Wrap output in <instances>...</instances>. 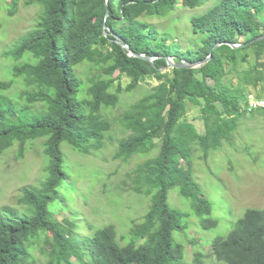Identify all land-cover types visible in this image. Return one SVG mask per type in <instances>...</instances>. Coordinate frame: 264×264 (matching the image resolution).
Masks as SVG:
<instances>
[{
	"label": "trees",
	"instance_id": "obj_1",
	"mask_svg": "<svg viewBox=\"0 0 264 264\" xmlns=\"http://www.w3.org/2000/svg\"><path fill=\"white\" fill-rule=\"evenodd\" d=\"M205 1H26V5L40 6L41 15L36 27L21 35L11 51L18 62L14 76L24 80L21 98L26 103L18 107L5 96L14 82L0 80V154L18 144L19 158H23L29 142L43 139L48 164L40 185L22 189L17 205L24 206V211L0 207V264H35V241L42 235L46 236L45 264H70L72 256L78 264H185L184 250L175 243L174 233L183 231L182 223L189 221V215L171 205L173 188L192 201L204 231L217 228L211 202L195 180L190 163L187 169L181 164L180 155L190 157L196 139L206 151L221 149L232 139L238 120L249 113L245 107L248 89L257 91L264 86V40L241 48L230 45L264 35V0H215L205 13L191 18L198 40L184 51L171 33H161L144 19L171 13L180 4L193 9ZM18 2L12 0L11 13ZM116 38L155 60L130 56ZM250 50L255 65L246 71L241 85L230 86L225 81L226 64L236 67L246 61ZM27 54L32 57L22 62ZM210 56L198 68H168L167 57L181 64L203 62ZM84 64L102 73L85 83L78 72ZM123 77L130 79L125 87L120 82ZM147 80H156L158 85L121 116L129 135L119 142L115 159L127 162L135 155L158 150L131 176L133 191L150 198L149 209L125 243L114 225L78 240L70 229L74 223L67 220V227L55 218L58 210H66L73 184L65 169L62 145L83 155L100 151L113 129L105 113L119 105L123 93L134 92ZM257 95L261 98L264 91ZM188 101L205 104L201 109L203 134L185 121ZM38 104L42 109L33 121L19 117ZM257 111L264 109L253 110ZM203 158L207 160L206 155ZM211 245L219 264H264V208L248 209L235 229L226 237H216ZM202 258L196 254L193 264H203Z\"/></svg>",
	"mask_w": 264,
	"mask_h": 264
},
{
	"label": "rangeland",
	"instance_id": "obj_2",
	"mask_svg": "<svg viewBox=\"0 0 264 264\" xmlns=\"http://www.w3.org/2000/svg\"><path fill=\"white\" fill-rule=\"evenodd\" d=\"M26 1L19 0L17 9L11 13L12 0H0V80L14 82L5 96L11 98L18 107L26 103L21 98L25 85L23 78L14 76L13 68L18 62L13 59L11 51L21 35L36 27L41 15L40 6L26 5ZM214 2L215 0H206L204 4L193 9L180 4L171 13L163 12L160 17L144 19L155 24L161 33H171L184 51L193 48L198 40L191 27V18L205 13ZM28 57L32 56L27 54L22 62ZM262 60L264 61V57ZM33 61L37 60L33 58ZM255 62L254 51L250 50L246 61H239L236 67L227 63L226 83L233 87L241 85L244 74ZM78 72L87 83L89 77L100 75L102 70L84 64L78 68ZM118 75L119 72L116 73ZM120 82L125 87L130 79L123 77ZM157 85L156 80H147L134 92L123 93L119 105L115 109L107 110L105 117L113 122V129L107 134L109 139L106 136L107 140L100 151L83 155L73 151L66 143L62 145L66 157L65 169L73 184L72 192L67 195L64 204L66 210H58L55 218L67 227V220L74 223L70 229L78 240L92 237L98 229L114 225L119 240L125 243V238L130 237L134 225L140 223L147 213L151 200L133 191L131 176L133 177L138 166L154 156L158 150L146 155H135L127 162L115 159V155L119 142L129 135L120 122L121 116ZM262 91L264 86L257 91L248 89V93L256 97ZM204 105L202 101L200 105L188 101L185 121L192 124L199 134L205 132L201 112ZM245 107L249 113L238 120L239 126L232 139L227 140L221 149L206 151L196 139L190 157L180 155V162L186 169L189 163L192 166L195 180L212 204V217L219 222L217 228L204 231L199 224L200 218L193 210L192 201L182 197L179 188L170 191L171 205L189 215V221L182 223L183 231L174 233L175 243L184 250L185 264H193L196 254L199 253L203 255V264H219L212 254V241L218 236L226 237L237 227L248 209L264 208V112H253L248 106ZM41 109L42 105L38 104L32 108L33 111L19 117L31 122ZM166 110L164 108L163 112ZM43 142V139L29 142L23 158H19L18 144L0 154V207L9 205L24 211V206L17 205L22 189L40 185L45 176L48 159L43 153ZM205 155L207 160L203 158ZM35 242V264H45L47 257L42 250L45 248L46 236L42 235ZM69 263L78 264L73 256Z\"/></svg>",
	"mask_w": 264,
	"mask_h": 264
},
{
	"label": "water",
	"instance_id": "obj_3",
	"mask_svg": "<svg viewBox=\"0 0 264 264\" xmlns=\"http://www.w3.org/2000/svg\"><path fill=\"white\" fill-rule=\"evenodd\" d=\"M109 16H110V11L108 10L107 15H106V20L109 18ZM108 32H109V29L105 25V27H104L105 35H108ZM263 40H264V35L259 36L258 38L254 39L251 42L246 43V44H233V43H230V45L233 48H241V47H243L245 45H248V44H251V43L252 44L253 43H257V42H260V41H263ZM115 42L117 44L121 45L123 48L127 49L130 52V56H132V57L141 58V59L149 61V62H153V60H155V57H149V56H146L145 54H139V53L134 52L133 50H131L129 45H127V44H125V43H123L121 41V38H116ZM218 46H220V45H217L216 48ZM210 60H211V56L209 58H207L203 62H197V63L182 62L181 64H175V62L173 61L172 58L167 57L168 68H198V67L202 66L204 63L209 62Z\"/></svg>",
	"mask_w": 264,
	"mask_h": 264
},
{
	"label": "built area",
	"instance_id": "obj_4",
	"mask_svg": "<svg viewBox=\"0 0 264 264\" xmlns=\"http://www.w3.org/2000/svg\"><path fill=\"white\" fill-rule=\"evenodd\" d=\"M247 102L250 111L256 109H264V97L258 98L253 94H249Z\"/></svg>",
	"mask_w": 264,
	"mask_h": 264
}]
</instances>
